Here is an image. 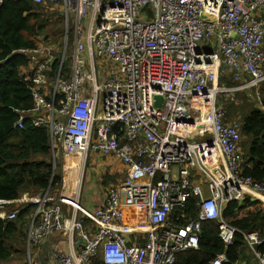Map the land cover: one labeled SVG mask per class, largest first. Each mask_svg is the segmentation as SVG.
Here are the masks:
<instances>
[{"label":"built area","instance_id":"2783aa9c","mask_svg":"<svg viewBox=\"0 0 264 264\" xmlns=\"http://www.w3.org/2000/svg\"><path fill=\"white\" fill-rule=\"evenodd\" d=\"M34 1L61 4L74 25L69 56L66 45L56 55L45 41L15 50L34 65L32 122L49 130L54 166L78 157L79 189L92 153L118 158L125 172L94 210L49 188L0 200V218L17 217L19 209L7 210L12 202L34 206L29 246L56 232L69 239L68 250L51 253L54 264L98 257L104 264H175L179 253L199 248L207 220L219 221V237L232 244L241 231L224 219V208L247 195L264 199V182L241 174L240 124L226 120L218 99L264 83V0ZM223 66L242 76L238 85L220 82ZM256 97L262 104L259 91ZM191 198L197 217L175 223L172 214ZM62 203L72 216H64ZM133 212L144 219L134 223ZM85 219L96 224L93 232ZM241 233L264 264L260 232ZM225 262L220 254L210 264Z\"/></svg>","mask_w":264,"mask_h":264},{"label":"trees","instance_id":"16d2710c","mask_svg":"<svg viewBox=\"0 0 264 264\" xmlns=\"http://www.w3.org/2000/svg\"><path fill=\"white\" fill-rule=\"evenodd\" d=\"M56 5L44 6L33 0L0 1V200L14 201L23 193L41 194L49 188L56 189L62 181L61 174L54 169L49 130L35 126L29 115L33 96L27 77L32 76L34 65L26 55L15 51L45 41L53 25V35L62 36L58 12L62 6ZM52 63L51 73L56 74L59 63ZM220 82L232 85L224 76ZM235 97L227 100L225 107L231 114L230 120L241 124L240 172L255 182H264V110L257 107L252 90L238 91ZM24 112L29 116L18 127L16 123ZM17 208L18 203L14 202L7 206L8 212ZM34 209L28 205L15 219L0 218V264H28L26 238ZM223 216L243 232L258 230L264 239L263 201L247 195L240 202L227 203ZM196 217L192 198L172 215L173 221L180 225ZM259 248L264 251V243ZM223 253L228 258L223 264L252 258L241 233H236L234 242L227 246L219 237V221L207 220L202 223L199 248L179 254L176 264H210ZM93 262L104 264L100 257Z\"/></svg>","mask_w":264,"mask_h":264},{"label":"crops","instance_id":"0c3cea01","mask_svg":"<svg viewBox=\"0 0 264 264\" xmlns=\"http://www.w3.org/2000/svg\"><path fill=\"white\" fill-rule=\"evenodd\" d=\"M36 4H42L44 6H50V5L57 6L55 3H50V2H47V1H44L42 3H36ZM61 11H62V9H61ZM60 16H61V21H62L61 23H62L63 34L59 38L58 43H55V41H51V38H47V39L44 38V39H45V42H49V43H52L54 45L55 54L56 55L63 53L62 49H63L64 45H66L67 46V52L66 53L69 56L70 55L69 54V47H70V49L72 47V41L70 40V36H69V28H70L71 24H72V26H74V25H73V23H69L67 25L65 18L62 19V17H63L62 12L61 13L59 12V17ZM258 18L259 19H264V13H260L258 15ZM38 41H39V38H37V42ZM40 42H42V41H40ZM263 49H264V47H263ZM70 53H71V50H70ZM68 65H70V60H68V63H66V67ZM33 73H34V71H33ZM49 74H50V79H53L55 77V75H56V74H52L51 71H50ZM223 76L228 78V79H230V81L232 82V85H228V86H236V85H238L241 82V78H242V76L238 75L236 73V71H234V70H232V69H230V68H228L226 66L222 67V70H221V78ZM28 78H30V77H27V79ZM250 90L255 92V100L257 102V104H256L257 107L259 109H261V110H264V101H263L264 100V98H263L264 97V83H262L260 85V87H258V88L246 89L244 91L247 92V91H250ZM257 91H259V93H260L261 103L262 104H260L259 101L257 100V97H256V92ZM31 93H32V91H31ZM32 96H33V94H32ZM235 98L236 97H235V93H234L229 99L221 98L220 101L218 99V103L222 104L225 107V102L227 100H235ZM33 107H34V100H33ZM226 110H227V119L226 120H229V122H232L230 120L231 119L230 118L231 114L229 113L227 108H226ZM33 114L34 113H33V109H32V111L29 113L31 118H32ZM29 115H27V113L24 112L21 117L25 119V117L29 116ZM240 131H241V124H240ZM207 136H210V134L207 133ZM93 157H95L96 160L92 163V165L96 166V167H92V166L90 167L89 164H87V168H86V170L89 169V171H91V173H92V174L89 173L90 175H92V177L90 176L91 178L88 179V181L91 182V183L87 187L88 191H90L91 193L84 194L83 184L85 183L86 176L84 178L85 180H82V188L81 189L78 188V181H79L78 179L73 181L75 179V177L69 176V175H68L67 178L65 177V172L68 169V167H70V169L74 170L73 167H72L73 165H69L70 163H69V159L68 158H67V160L66 159L63 160V164L62 163H58L60 169H62L63 172H64V174H63V181L64 182H63L60 190L58 188H56L55 192H54L56 195L61 194V197H64V198H66L68 200H71V201H74L75 199H77V198L79 199L80 198L81 204L85 208H87L89 210H94L97 207H101V206H103L106 203V198L108 196L109 189L111 187H117V186H118L117 188L120 187V183L123 180L124 172H125L124 171L125 167L123 166L122 162L118 158H116L114 156H102V155L97 154V155H94ZM106 176H107V179H106ZM101 180H103L104 184H108L107 181L109 182V184L106 187L103 186L104 187V192H103V190L100 191L102 185H104ZM24 194H30V193H23L22 195H24ZM22 195H21V197H22ZM30 195H33V194H30ZM21 197H19V198H21ZM262 198H264V197H262ZM257 200H261V201L264 202V199H259L258 198ZM14 203H16V201ZM26 206H28V205L18 204V208H17V209H19L18 213L20 212V210H22ZM61 206H62V209H63L65 217L72 216V207H70L66 203H62ZM33 215H34V212L31 215V219H32ZM132 216L134 218V223L141 222L144 219V216L142 214H137L136 212H133ZM183 217H185V216L183 215ZM31 219H30V221L28 223V231H27V238H26V260H27L28 264H54V261L51 258V253L53 251H57V250H59V251L60 250H62V251L68 250L70 248L68 237L63 232H56V233L52 234L50 238H48L47 240H44L40 244L35 245V246H29L28 245V235H29V230H30L29 227H30ZM215 221H217V220H215ZM84 224H85V227L87 229H89L88 230L89 232H93V230H95V228H96V224L92 220L85 219L84 220ZM231 226H233V225H231ZM238 230L241 231L240 229H238ZM256 231H258V230H256ZM241 232H243V231H241ZM241 232H237V233H241ZM246 232H249V231H246ZM135 236L137 238H139V240L141 242H144V240L142 239L143 238L142 234H136ZM77 238H79V237L77 236ZM234 239H235V237H234ZM76 242L78 243V245H80L81 241L77 239ZM245 243H246V241H245ZM225 245H227V244L225 243ZM260 246H262V245H260ZM260 246H258V248ZM246 248L248 249L249 254L252 257L251 260L250 261L237 262L236 264H260L258 259L255 257L253 251L247 246V244H246ZM193 250H196V249H193ZM179 254H181V253H179ZM223 254H225V253H223ZM226 258H227V256H226ZM227 261H228V258H227Z\"/></svg>","mask_w":264,"mask_h":264},{"label":"rangeland","instance_id":"374dc122","mask_svg":"<svg viewBox=\"0 0 264 264\" xmlns=\"http://www.w3.org/2000/svg\"><path fill=\"white\" fill-rule=\"evenodd\" d=\"M59 6V5H58ZM61 7H59V9H58V12H61ZM152 14H150V16H151ZM62 19H64V17H62ZM55 29V26L53 25V26H50L49 27V30H50V35H49V37L48 38H51V41H55V43H58V40H59V36H54L53 35V30ZM69 36H70V40L72 41L73 40V37H74V30H73V26H72V24H71V26H70V28H69ZM71 49H72V47H71ZM70 47H69V54H70ZM66 63H68V60L66 61ZM263 96V95H262ZM264 98V97H263ZM220 99H221V97L219 98V101H220ZM95 154L94 153H92L91 155H90V158H89V160H88V164H89V166L91 167H96V166H93L92 165V163L96 160V158L95 157H93ZM64 158V157H63ZM68 159H69V163H70V159L72 158V156H70V157H67ZM67 158L65 157L64 158V160L66 159L67 160ZM53 163H54V159H53ZM69 165H72L71 163L69 164ZM73 167V169L74 170H72V169H70V167H68V169L66 170V172H65V177L67 178L68 177V175L69 176H73V177H75V179L73 180V181H75L76 179H80V176L82 175L81 174V169H80V167H78V166H76V165H73L72 166ZM89 167V168H90ZM54 169H55V171H56V173L58 172L59 174H61V176H62V181H61V184L57 187L59 190H60V188H61V186H62V184H63V174H64V172H63V170L62 169H60V167H59V164H58V168H56L55 166H54ZM89 173H91V171H89V169L88 170H86L85 171V175H84V178H85V176H86V180H85V183L83 184V189H84V194H88V193H91L90 191H88V189H87V187L90 185V183L91 182H89L88 181V179H90L91 177H92V175H90ZM92 174V173H91ZM91 176V177H90ZM106 179H107V176H106ZM102 181V183H103V180H101ZM107 183L109 184V182L107 181ZM104 184V183H103ZM108 184H104V185H102V187H101V190L100 191H102L103 190V192H104V187H106ZM104 186V187H103ZM55 192V189H53L52 190V193H54ZM248 253V252H247ZM93 264H95L94 262H93Z\"/></svg>","mask_w":264,"mask_h":264},{"label":"water","instance_id":"95a60500","mask_svg":"<svg viewBox=\"0 0 264 264\" xmlns=\"http://www.w3.org/2000/svg\"><path fill=\"white\" fill-rule=\"evenodd\" d=\"M223 67H225V66H223ZM162 101H163L162 96H156V102H155V105H156V106H159V105L162 103ZM257 199H258L257 197H253V200H257Z\"/></svg>","mask_w":264,"mask_h":264},{"label":"bare ground","instance_id":"6f19581e","mask_svg":"<svg viewBox=\"0 0 264 264\" xmlns=\"http://www.w3.org/2000/svg\"><path fill=\"white\" fill-rule=\"evenodd\" d=\"M79 160H80V159H79L78 157H72V158L70 159V163H71L72 165H76V166H78V164L80 163Z\"/></svg>","mask_w":264,"mask_h":264}]
</instances>
